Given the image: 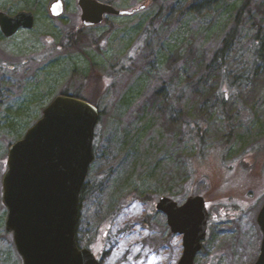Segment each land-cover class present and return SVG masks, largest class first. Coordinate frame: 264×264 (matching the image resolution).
<instances>
[{"label":"rangeland","instance_id":"374dc122","mask_svg":"<svg viewBox=\"0 0 264 264\" xmlns=\"http://www.w3.org/2000/svg\"><path fill=\"white\" fill-rule=\"evenodd\" d=\"M63 1L64 14L36 27L28 49L37 54L46 38L61 42L76 28L97 44L34 64L18 86L0 77V264H23L6 229L9 149L64 92L102 112L80 205L81 248L101 264H178L183 237L155 206L162 197L182 204L202 195L210 217L195 264H255L263 240L264 61H256L253 41L258 33L264 41V0H254L224 61L230 82L249 79L233 85L209 70L244 0H109L120 10L146 7L96 27L82 25L77 0ZM186 122L204 125L202 149L185 135Z\"/></svg>","mask_w":264,"mask_h":264},{"label":"water","instance_id":"95a60500","mask_svg":"<svg viewBox=\"0 0 264 264\" xmlns=\"http://www.w3.org/2000/svg\"><path fill=\"white\" fill-rule=\"evenodd\" d=\"M79 7L84 27L101 25L105 15L129 14L96 0H80ZM63 10L59 0L51 8L54 16ZM23 16L10 19L1 15L2 32L13 36L21 28ZM32 27L33 19L24 26ZM99 121L100 111L95 105L60 95L10 147L3 176V204L8 211L6 229L13 234L23 264H101L94 253L79 248L77 242L80 198L95 157ZM155 208L167 217L172 234L183 237L184 251L178 264H195L208 232L206 197L189 196L182 204L162 197ZM257 221L263 240L255 264H264V205Z\"/></svg>","mask_w":264,"mask_h":264},{"label":"flooded vegetation","instance_id":"af4514ba","mask_svg":"<svg viewBox=\"0 0 264 264\" xmlns=\"http://www.w3.org/2000/svg\"><path fill=\"white\" fill-rule=\"evenodd\" d=\"M56 1L58 0H0V16L4 15L7 18L13 19L20 14H25V16L22 17L21 28H19L11 37H7L2 32L0 24V77L2 79L8 78L9 82L13 83L14 86H18V79L28 75L34 64H44L50 61L52 56L64 52L67 49L70 50L71 40L78 38L76 35L80 32L79 28L71 31L61 42H54L52 38H46L45 47L37 54H34L28 49V46L30 45L29 37L33 34L36 27L43 24L45 20H48L49 18L59 19L64 14L66 5L63 0H59L64 9L63 13L59 16H54L52 14L51 8ZM79 1L80 0H77L78 9L79 13H82L81 8L79 7ZM96 1L105 5L113 6L109 0ZM142 6H140V8H132L124 11L129 12L127 15L138 14L146 7L145 5ZM112 16L114 15H105L103 23L106 21L107 17ZM31 19H33V27L31 29L24 28L25 24ZM19 36H21L22 39L19 42L14 43V40ZM9 51L10 56L7 57L5 52Z\"/></svg>","mask_w":264,"mask_h":264},{"label":"trees","instance_id":"16d2710c","mask_svg":"<svg viewBox=\"0 0 264 264\" xmlns=\"http://www.w3.org/2000/svg\"><path fill=\"white\" fill-rule=\"evenodd\" d=\"M253 6H254V0H244L243 1L242 5L240 6V8L237 12L235 24H233V26L225 34L222 41L220 42V45L218 46L217 50L215 51V53L212 57V62H211L212 66H211L209 71L218 73L222 77V81H226V82L230 83V85H233L234 82H237V81H239L240 83L249 81V79L243 78V76H240L239 78H236L232 82H230V77L228 76V73L226 71L227 69L224 67V61H225L229 51L235 45L237 34H238V27L240 26L241 23H243V20L245 19V17L248 14H250ZM80 32L76 35V37H78V38L71 40L70 50H72V51L78 50L79 47L82 45L94 46L97 44V42L93 43L92 41H89V39L86 36H84L83 33H80ZM101 40H103V38ZM253 47H254V52H255L254 57L257 58L256 61L257 62L264 61V41L260 37L259 33L256 34L254 37ZM207 80H208V78L206 77L205 83L207 82ZM100 85L98 88H100ZM218 85H219V82H218ZM61 95L69 96V94H67L66 92L62 93ZM72 96L75 98H78V99L85 100V101L97 106L95 104L96 103L95 101L86 100V99L80 97L79 95H72ZM101 117H102V112L100 111V118ZM184 128H186L185 135L188 136L189 138H191L195 142L198 150L200 148L202 149L201 144L205 140L204 139L205 138L204 125L203 124L199 125L197 123L192 124L190 122H186ZM11 131H12V129H11ZM11 131H10V133H11ZM192 167L193 166H191L189 169V177H190L191 181L194 180L192 178L194 175ZM84 191H85V185H84L82 193H81L80 205H81V203L84 199V196H85ZM80 211H81V208H80ZM79 220H80V218H79ZM78 228H79V223H78ZM77 233H78V229H77ZM77 241H78V237H77ZM78 245L81 248L79 241H78Z\"/></svg>","mask_w":264,"mask_h":264}]
</instances>
